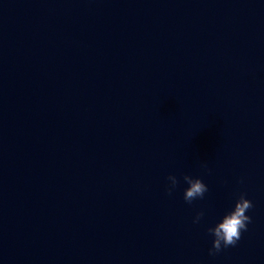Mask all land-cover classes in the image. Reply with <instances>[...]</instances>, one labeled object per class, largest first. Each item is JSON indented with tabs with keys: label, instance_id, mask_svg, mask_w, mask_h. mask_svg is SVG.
Segmentation results:
<instances>
[{
	"label": "water",
	"instance_id": "1",
	"mask_svg": "<svg viewBox=\"0 0 264 264\" xmlns=\"http://www.w3.org/2000/svg\"><path fill=\"white\" fill-rule=\"evenodd\" d=\"M0 264H264V0H0Z\"/></svg>",
	"mask_w": 264,
	"mask_h": 264
},
{
	"label": "clouds",
	"instance_id": "2",
	"mask_svg": "<svg viewBox=\"0 0 264 264\" xmlns=\"http://www.w3.org/2000/svg\"><path fill=\"white\" fill-rule=\"evenodd\" d=\"M167 179L169 182L167 192L172 195L180 180L175 174H170ZM183 182L186 185L183 198L189 204L194 200L203 199L208 191L207 183L200 176L184 174ZM253 207V201L248 198L246 193L241 192L234 206L226 210L214 224L208 227L207 231L212 236V246L209 249V254L215 255L229 246L237 245L242 233L248 229L249 224L252 222L253 218L248 210ZM203 216L204 211L201 210L194 217L193 223H199Z\"/></svg>",
	"mask_w": 264,
	"mask_h": 264
}]
</instances>
